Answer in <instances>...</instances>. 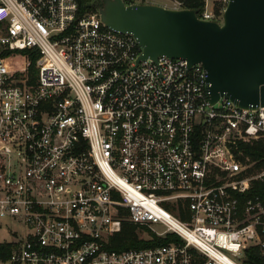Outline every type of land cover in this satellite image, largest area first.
Wrapping results in <instances>:
<instances>
[{
  "label": "built area",
  "instance_id": "built-area-1",
  "mask_svg": "<svg viewBox=\"0 0 264 264\" xmlns=\"http://www.w3.org/2000/svg\"><path fill=\"white\" fill-rule=\"evenodd\" d=\"M140 54L75 0H0V264L264 259V169L241 150L264 140V99L210 105L201 64ZM124 224L181 242L107 250Z\"/></svg>",
  "mask_w": 264,
  "mask_h": 264
},
{
  "label": "water",
  "instance_id": "water-1",
  "mask_svg": "<svg viewBox=\"0 0 264 264\" xmlns=\"http://www.w3.org/2000/svg\"><path fill=\"white\" fill-rule=\"evenodd\" d=\"M97 13L103 27L135 39L138 60L201 64L210 105L226 97L240 109L263 106L264 0H227L220 22L190 9L121 0H100Z\"/></svg>",
  "mask_w": 264,
  "mask_h": 264
},
{
  "label": "trees",
  "instance_id": "trees-1",
  "mask_svg": "<svg viewBox=\"0 0 264 264\" xmlns=\"http://www.w3.org/2000/svg\"><path fill=\"white\" fill-rule=\"evenodd\" d=\"M181 4V8L193 10L197 17H201L203 12L204 3L203 0H177ZM77 4V15L81 16L86 13H92L97 11L100 0H75ZM220 10L215 9V14L220 15ZM241 150L244 156L251 162H256L255 168L257 171L264 169V140L253 142L252 144L241 145ZM251 195L264 197V178L261 181L254 183L253 191ZM184 216H181L183 219ZM141 231H145L150 236V240H143L139 238V235L135 226L131 224H124L119 234L113 236L110 239L107 250L113 252L127 251L131 249H145L156 246L168 245L170 243H179L181 238L175 234H168L167 236L160 238L155 236L146 228H140ZM139 229V230H140ZM139 231V232H141ZM195 258V264H203L204 258L192 251ZM241 264H264V259L261 257L257 248H248L244 251V256L240 261Z\"/></svg>",
  "mask_w": 264,
  "mask_h": 264
},
{
  "label": "rangeland",
  "instance_id": "rangeland-1",
  "mask_svg": "<svg viewBox=\"0 0 264 264\" xmlns=\"http://www.w3.org/2000/svg\"><path fill=\"white\" fill-rule=\"evenodd\" d=\"M208 1H209L208 2L209 5H211V3H212L214 11H215V9L222 10L227 5V0H208ZM151 2L152 3H158L161 5H166L165 7H167V8H175L176 2L179 3L177 0H152ZM146 229H148L150 232H152L155 236H157L156 233H161L164 230V228L162 226H153L150 229L149 228H146ZM136 231L139 235V238H141L143 240H150L151 239L147 232L141 231V229L140 230L138 229ZM139 231H141V232H139ZM167 235H165V236H167ZM0 238L8 239L9 236L5 232H0ZM160 238H163V237H160ZM196 254L199 255L197 252H196Z\"/></svg>",
  "mask_w": 264,
  "mask_h": 264
},
{
  "label": "bare ground",
  "instance_id": "bare-ground-1",
  "mask_svg": "<svg viewBox=\"0 0 264 264\" xmlns=\"http://www.w3.org/2000/svg\"><path fill=\"white\" fill-rule=\"evenodd\" d=\"M168 225L173 228L174 230L178 231L179 232V229H180V226L177 222H175L174 220L172 219H169L168 220Z\"/></svg>",
  "mask_w": 264,
  "mask_h": 264
},
{
  "label": "crops",
  "instance_id": "crops-1",
  "mask_svg": "<svg viewBox=\"0 0 264 264\" xmlns=\"http://www.w3.org/2000/svg\"><path fill=\"white\" fill-rule=\"evenodd\" d=\"M151 1H152V0H149V3H151V4H156V5H161V4H158V3H152ZM161 6H164V7H165L166 5H161Z\"/></svg>",
  "mask_w": 264,
  "mask_h": 264
}]
</instances>
